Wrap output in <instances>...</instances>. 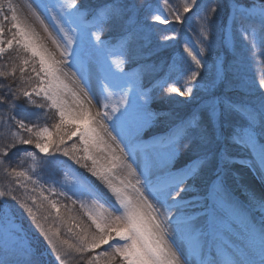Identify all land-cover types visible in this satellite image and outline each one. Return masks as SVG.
I'll list each match as a JSON object with an SVG mask.
<instances>
[{"label": "snow or ice", "instance_id": "6c2138e0", "mask_svg": "<svg viewBox=\"0 0 264 264\" xmlns=\"http://www.w3.org/2000/svg\"><path fill=\"white\" fill-rule=\"evenodd\" d=\"M163 5L167 15L137 0H55L51 5H36L49 14L62 36L61 42L53 38L48 25L29 3L31 14L59 52L60 59H57L13 0H0V60L7 58L5 63H0V173L10 178L9 184L14 183L16 188L24 190L22 196H17L13 187L7 190L0 187V201L10 198L22 210V215L26 213L31 218L57 264H67L70 253L78 255L82 264H264V217L257 225L245 215L239 234L241 243H234L228 235L233 229L225 214L236 218L237 207L227 195L220 175L227 171L226 165L235 162L264 173V79L259 83L262 91L258 99L234 100L215 94L216 84L224 79L223 66L219 58L214 63L205 58L211 57L213 49L211 42L204 43L210 40L217 14L226 7L232 21L240 22L242 38L249 40L251 37L253 54L257 48H264V0L243 3L230 0L227 5L223 0H181L179 7H174L170 0H163ZM145 9L149 15L141 20V12ZM189 19L197 25L198 35L195 45L183 44L187 57H181L185 64L182 69L184 91L191 96L190 85L198 78L203 79L202 73L206 71L209 95L197 111L173 128L169 139L174 145L187 141L182 147L188 152L203 148V153L176 171H164L155 184L148 175L142 180L132 165L119 156L112 155L107 166L101 165L92 149L114 153L115 149L105 137L119 143L113 135L117 129L110 128L107 122L116 113L120 115L115 119L123 121L145 109L148 103V93L142 86V70L146 66L134 68L130 73L124 68L139 53L141 41L146 39L145 29L150 31L154 24H185ZM116 31L119 37L115 44L111 38H104L106 32ZM176 36L177 30L173 29L162 39L167 42L175 40ZM69 57H75L77 66L72 83L85 97H88L87 81L94 73L98 74L103 94L100 107L104 111L93 114L90 108L82 105L76 109L69 106L67 94L71 92L73 97L79 94L65 82L68 73L61 65L68 64ZM170 91L184 94L175 86ZM133 92L130 100L129 94ZM117 95L118 100L115 99ZM21 100L28 107L44 111L30 113L19 103ZM110 102L111 112L107 111ZM50 111L55 113V122L51 126L40 124V119ZM73 137L79 138V144L74 142L67 146ZM27 145H32L36 151L20 147ZM230 146L243 149L246 158L237 161L231 155ZM58 154L100 181L119 207L108 211L94 183L80 173L72 176L71 183L92 197L91 204L79 201L91 222L88 225L77 224L70 214H61V207L66 206L50 200L42 186L39 196L30 195L38 191L36 185L40 183L33 179L32 173L38 167L55 165ZM172 154L178 155L179 148H174ZM23 157L31 160L28 169H22L20 164L13 166ZM213 161L216 162L217 179L200 198L203 201L199 204L201 211L186 212L185 206L192 202L185 200L182 194L193 190L187 182L200 178ZM117 169L126 170V175H117ZM65 179L67 181V177ZM49 191L56 194L55 188ZM59 194L67 195L63 191ZM256 203L264 210V200ZM157 205L164 209L163 213ZM172 209L178 210L175 217ZM52 211L74 240L62 238L59 227L46 225ZM12 213L11 205L0 204V264H41L43 253L38 254L31 243L20 242L18 234L22 228H16ZM171 233L186 235L187 246L177 244ZM110 241L116 243L110 244ZM102 245H109V248L97 252Z\"/></svg>", "mask_w": 264, "mask_h": 264}, {"label": "trees", "instance_id": "16d2710c", "mask_svg": "<svg viewBox=\"0 0 264 264\" xmlns=\"http://www.w3.org/2000/svg\"><path fill=\"white\" fill-rule=\"evenodd\" d=\"M177 3L176 7L181 4L180 0H170ZM140 4H150L153 9H156L161 5L163 0H137ZM230 0H223V3L227 5ZM245 2V0H241ZM251 2V0H247ZM149 15L148 10L141 12V20L145 16ZM188 17L191 14H187ZM230 16L227 8H222L220 13L215 18L214 25L210 33V40L205 41V44L211 42L213 53L211 57H205L210 59V63H214L219 58V62L222 63L224 71V79L222 82H218L214 89L215 94L224 95L235 100V95L241 90L248 87L258 86L261 79H264V48H257L255 54L251 48V37L249 40L242 38L240 34L241 24L239 21L233 22L231 20V30L234 32L233 39L230 41L227 36ZM151 23V21H149ZM177 30V36L175 40L165 42L162 37L164 35L171 34L172 30ZM197 32V25L191 19L187 20L185 24L171 23L168 25L154 24L153 28L149 31L145 29L146 39L141 41V47L139 53L134 60L130 59L129 63L125 64V72H131L134 68H138L141 65L146 66L142 70V86L148 93V108H149V122L147 124H140L137 120L132 121L135 126V139L139 142L146 144V152L153 153L155 158L159 161V166L165 169L176 171L179 168L190 164L193 159L203 153V148H197L193 152H188L187 149L182 147L181 144L170 143V134L173 128L183 119L188 118L194 111H197L203 102L208 98L209 87V75L205 71L202 73L203 79L198 78L192 85V94L187 99L182 95H178L170 91L171 87L177 86L182 83L185 86V79L182 75V69L185 67L184 59H187L186 54L183 53V44L190 42L195 45ZM119 37V31L104 34V38H111L113 44ZM164 45V46H162ZM5 60H0V63H5ZM262 90L260 89V92ZM252 98V99H258ZM39 100V98H37ZM24 105V101H19ZM28 112H43V109H35L24 105ZM56 120L55 113L50 111L47 116L40 119V124H47L51 126ZM26 135V134H25ZM75 142L74 139L67 142V146H71ZM76 143V142H75ZM21 148H28L36 151L32 145L20 146ZM215 149V146H213ZM231 147V146H230ZM179 148V154L173 156V149ZM231 150V148H230ZM170 151L172 156L168 159L167 153ZM41 156L43 154H40ZM231 155L234 152L231 151ZM22 159V163H21ZM20 164L22 169H28L31 160L27 157L17 159L13 166ZM85 171L79 166L69 160L67 157L58 154V162L55 165L38 167L35 173H32L33 179L39 180V184L36 185L38 191L35 193H29L30 195L39 196V189L42 186L44 194L49 197L48 187L44 182L46 180H52L53 182L66 181V173H80ZM222 183L224 189L229 198L235 203L237 207V214L246 215L258 211V208L254 205L251 197L246 194L241 186L239 177L233 173H221ZM217 179L216 162L213 161L211 166L206 167L201 177L192 181V192L201 198L206 194L207 187ZM10 178L6 177L3 173H0V187L5 190L9 186L15 189L17 196L24 194L23 189L16 188L15 184H9ZM31 187V185H30ZM74 198L65 197L64 204L66 207L61 209V214H70L75 218L77 224L83 223L85 225L91 222L87 219L84 209H81L79 201L83 199L79 194L72 192ZM50 199V198H49ZM75 200L77 203L73 204ZM201 200V199H200ZM7 202L13 208V215L18 221L24 222V229L19 232V240H23L26 244L31 243L36 252L43 253L40 257L41 264H57L53 255H50V248L39 230L32 223L31 218L27 214H21L22 210L18 208V205L10 198H5L4 201H0V204ZM31 204V201H29ZM35 207V206H34ZM70 209V212L68 211ZM49 211H51L49 209ZM43 215V213H42ZM55 212L52 211L48 220L45 222L47 226L52 228L59 227L61 237L69 240H74V237L67 232V227L61 225L59 221L55 219ZM95 231V229H92ZM36 236L37 238H34ZM45 248L47 253L45 252ZM109 248V245H102L97 252L104 251ZM44 254H47V258ZM91 255V254H88ZM67 264H82L80 258L75 253H70L66 258Z\"/></svg>", "mask_w": 264, "mask_h": 264}, {"label": "rangeland", "instance_id": "374dc122", "mask_svg": "<svg viewBox=\"0 0 264 264\" xmlns=\"http://www.w3.org/2000/svg\"><path fill=\"white\" fill-rule=\"evenodd\" d=\"M181 1V0H180ZM13 3L18 6V8L21 11V15L24 16L27 20V23L31 25V27L34 29L35 33L38 34L41 42L47 47V49L55 55L57 59H60L59 52L56 49V46L52 43L51 39H49L48 34L44 31L43 26L40 24V22L33 16L28 9L27 5L29 3H32L33 7L36 8V5H51L55 3V0H13ZM170 3L176 7L177 3L175 1H170ZM161 14L167 15V12L164 9L163 2L159 7ZM36 11L40 14L41 18L44 20L45 24L48 25L49 31L52 33L53 38L57 39L58 41L62 42V36L59 32V30L55 27L54 22L50 19L49 14L44 11L43 7L36 8ZM231 20L229 21V27H228V33L227 36L229 37L230 41L233 39V34L231 30ZM241 34V29H240ZM190 43V42H188ZM192 44V43H190ZM115 58V57H113ZM69 63L63 64L61 67L65 72L68 73V78L65 80V82L68 84L69 88L73 91H77L79 93V90L76 88V85L72 83V74L74 71H76V64H75V57H69ZM113 71H115V68L113 67ZM119 75V73H117ZM78 79V77H77ZM127 79V78H126ZM88 84V97H85L82 93L78 94V97H73L71 92L67 94L65 97L68 101V104L73 109H76L78 105H82L84 108H90L92 113L95 114L97 111H104L100 107L101 103L103 102V94L101 92L99 80H98V74L94 73L90 80L87 81ZM176 87H179L181 91H184L185 86L182 85V83L178 84ZM259 85L255 87H248L243 90H241L239 93L235 95V100H239L241 98L248 99V98H257L259 95ZM134 92L130 93V100L134 96ZM185 98H189L190 96L186 91H184V94L182 95ZM89 98L91 99V103H89ZM115 99H119V96L117 95ZM140 103H143V101H140ZM107 111L111 112V102L109 105V108ZM121 111H124L123 107L121 108ZM149 108L148 105H146L145 109L140 110L138 113H134L133 115H130L129 117L125 118L123 121H117L115 119L116 116H119L120 113H116L115 116H113V119L111 121H108L109 127H115L117 131L113 132V135L117 136V140L119 143L111 141L109 138L105 137V140L107 143L111 146V148L115 149V152L110 151H99L96 149H92L93 155L100 161V164L103 166H107L110 161V157L112 155H116L121 157V160L129 163L132 165V168L135 169L136 175L139 176L142 180L145 175H148L149 178L153 181V183H158L157 177L162 176L163 172L168 170L165 168H162L159 166V161L155 158V155L150 152H146V144L143 142H139L135 139V126L132 124V121L137 120L140 122V124H147L149 122ZM123 129L122 132H120V129ZM119 133V134H118ZM76 144H79V138L73 137ZM123 148L124 152H121L120 149ZM231 151L234 152V157L237 161L241 159L246 158V153L243 149L231 146ZM82 154V153H81ZM168 159H171L172 156L170 154V151L167 153ZM89 165H91V161H88ZM227 171L223 173H233L239 177V181L241 183V186L246 194H248L251 197L252 202L254 205L258 208V211H255L253 213L246 214L248 219L259 225L260 220L262 217H264V210H261L256 203V201L264 200V173L260 172L258 168L255 170L253 167L246 166L243 163L235 162L230 165H226ZM83 169V168H82ZM85 172L83 173L84 176H87L90 181L94 183L96 188L99 190V192L102 194V200L101 202L104 204L105 208L108 209V211H111L113 207H119L118 204H116L115 197L111 195V193L108 191V189L98 180H96L94 177H91L90 173H88L85 169H83ZM117 175L123 177L126 175V170L124 169H117L116 170ZM73 173H66L65 176L67 177V181L63 182H53L52 180H46L44 184L47 185L48 191L50 188L56 189V194H52L49 191V198L50 200H55L58 202L59 205L66 206L64 204L65 197L67 198H74L72 195V192H75L79 194V196L83 199V201L87 204H91L92 197L89 196L87 192H84L77 188L75 185L71 183V179ZM188 185L192 184V181L189 180L187 182ZM63 191L67 195H60L59 193ZM147 194V193H146ZM185 197V200L191 201L192 203L190 205L185 206V211L188 213H199L201 211V208L199 207V204L203 201L200 200L193 192L188 191L187 193L182 194ZM255 198V200L253 199ZM149 199H153L151 196H149ZM171 202V201H170ZM159 211L161 213L164 212V209L162 207H159ZM63 207H61L62 209ZM172 214L175 217L178 214L177 209H172ZM245 215H239L237 214L236 218H229L227 214H225V218L229 219V222L231 224V227L233 229L232 233H229L228 235L232 239L234 243H241V240L239 239V234L242 233V223L241 221L244 220ZM19 219L16 218V228L17 229H24V222L18 221ZM21 232V231H20ZM173 239H175L177 244H180L181 246L186 247L188 243V238L186 235H182L179 233H171ZM34 238H37L36 236H33ZM21 243L26 244L25 241L20 240ZM110 244L116 243V241H110ZM47 253V250L45 248V252ZM47 258V254H44Z\"/></svg>", "mask_w": 264, "mask_h": 264}]
</instances>
